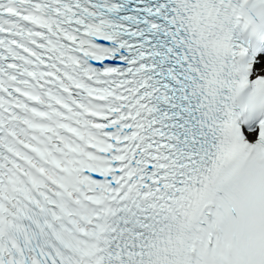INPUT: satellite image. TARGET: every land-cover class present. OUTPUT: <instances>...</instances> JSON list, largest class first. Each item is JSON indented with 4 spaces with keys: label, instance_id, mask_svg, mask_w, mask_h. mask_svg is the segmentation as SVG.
Listing matches in <instances>:
<instances>
[{
    "label": "snow or ice",
    "instance_id": "obj_1",
    "mask_svg": "<svg viewBox=\"0 0 264 264\" xmlns=\"http://www.w3.org/2000/svg\"><path fill=\"white\" fill-rule=\"evenodd\" d=\"M0 264H264V0H0Z\"/></svg>",
    "mask_w": 264,
    "mask_h": 264
}]
</instances>
